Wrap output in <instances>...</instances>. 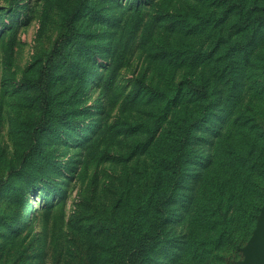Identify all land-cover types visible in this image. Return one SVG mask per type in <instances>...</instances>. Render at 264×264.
I'll use <instances>...</instances> for the list:
<instances>
[{
    "label": "rangeland",
    "instance_id": "obj_1",
    "mask_svg": "<svg viewBox=\"0 0 264 264\" xmlns=\"http://www.w3.org/2000/svg\"><path fill=\"white\" fill-rule=\"evenodd\" d=\"M245 1L0 0V264H108L156 233L142 264H243L264 206Z\"/></svg>",
    "mask_w": 264,
    "mask_h": 264
},
{
    "label": "trees",
    "instance_id": "obj_2",
    "mask_svg": "<svg viewBox=\"0 0 264 264\" xmlns=\"http://www.w3.org/2000/svg\"><path fill=\"white\" fill-rule=\"evenodd\" d=\"M252 1V6L249 9L252 10H257L255 12V15L253 16V19L251 18V12L247 10L246 16L248 20L250 19L251 22L256 23V25L263 26L264 25V0H251ZM246 4L245 0H237L235 8L239 11L240 14H242L244 10V6ZM189 84V87L196 91L197 93H206L207 90L202 84H198L193 82L191 79L187 81ZM3 182L0 181V186L2 185ZM165 195L163 194L162 197ZM154 239V242H159L161 240V237L158 233L156 235H149L147 234L144 236V238H139L137 242H134L132 244L133 249L127 251L125 254H121V252L116 253L112 258L109 259L108 264H142L146 254L147 250L149 248V240ZM155 243H152V246Z\"/></svg>",
    "mask_w": 264,
    "mask_h": 264
},
{
    "label": "water",
    "instance_id": "obj_3",
    "mask_svg": "<svg viewBox=\"0 0 264 264\" xmlns=\"http://www.w3.org/2000/svg\"><path fill=\"white\" fill-rule=\"evenodd\" d=\"M245 250L248 256L243 264H264V206L258 217L252 240Z\"/></svg>",
    "mask_w": 264,
    "mask_h": 264
}]
</instances>
